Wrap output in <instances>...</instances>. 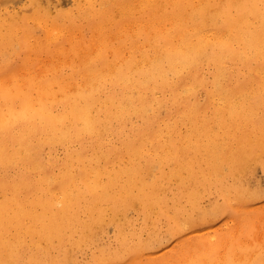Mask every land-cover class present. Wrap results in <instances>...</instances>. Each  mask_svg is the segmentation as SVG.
Returning a JSON list of instances; mask_svg holds the SVG:
<instances>
[{"label":"bare ground","instance_id":"bare-ground-1","mask_svg":"<svg viewBox=\"0 0 264 264\" xmlns=\"http://www.w3.org/2000/svg\"><path fill=\"white\" fill-rule=\"evenodd\" d=\"M15 1L0 62L40 28L69 70L0 65V264H264L263 223L142 260L264 196V0Z\"/></svg>","mask_w":264,"mask_h":264},{"label":"rangeland","instance_id":"rangeland-1","mask_svg":"<svg viewBox=\"0 0 264 264\" xmlns=\"http://www.w3.org/2000/svg\"><path fill=\"white\" fill-rule=\"evenodd\" d=\"M27 0H16L13 3L15 7H22L26 5ZM73 0H61V4L65 8L72 7ZM29 9V8H28ZM137 12L136 15H138ZM29 24L33 25V22H29ZM44 30L40 28H33V32L30 35V47H28L26 52H20L17 55H12L8 59L2 60L4 63L0 62L5 73H9L10 75L14 74L15 76H25L32 75L37 67L35 74L39 73L43 76H51L56 72H66L69 70L67 62H52L48 56L43 55L41 60L37 61V65H35V58L37 54V43L39 39L44 38ZM129 53L126 52L127 56ZM6 65V66H5ZM61 154L62 151H59ZM251 187L254 189L264 190V172L261 169H258L255 172V178L251 181ZM216 199L214 197H207L203 200L202 206L205 208H211L212 204L215 203ZM250 209L248 211V220L241 219L238 215L236 216H223L211 227L206 228V230H202L200 232H195L191 235H187L184 241L180 239L167 238L165 239V243L161 246L157 253L152 256V258L148 255H143L142 260L147 261L149 259L157 260V258H162L164 256H169L175 254V252L181 247H186V243H192L199 240V238H206L212 243H219L226 239L227 237L237 238L239 236L246 239L245 229L247 227H252L253 229L259 227L263 223L264 227V196L256 201L253 205H249ZM134 219V225L137 230L141 229L142 219L138 217L136 214H131ZM246 225V226H245ZM145 236V234L143 235ZM101 246H114V231L113 228H109L108 232L104 234L102 239L100 240ZM196 248V249H195ZM202 249H207L208 247H200ZM180 250V249H179ZM197 250L195 245L191 246L189 251L194 252ZM89 252L86 254H78L76 264H81L87 261Z\"/></svg>","mask_w":264,"mask_h":264}]
</instances>
